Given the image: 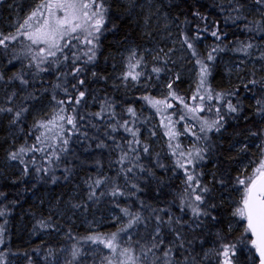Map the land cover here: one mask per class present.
Listing matches in <instances>:
<instances>
[{"label": "trees", "instance_id": "obj_1", "mask_svg": "<svg viewBox=\"0 0 264 264\" xmlns=\"http://www.w3.org/2000/svg\"><path fill=\"white\" fill-rule=\"evenodd\" d=\"M155 1L178 22L198 58L210 67L207 81L216 98L213 103L221 111L218 118L222 127L208 137L203 165L213 176L210 179L202 174L196 190L203 203L182 184L170 149L156 148L148 138L152 116L146 96L138 88L130 91L114 83L118 64L113 55L146 42L140 20L119 0H99L106 9L105 19L98 41L92 45L81 39L55 56L43 55L20 34L6 41V48L0 46V88L5 89L0 92V109L5 110L0 112V226L7 256L58 249L93 233L83 225L70 224L72 219L49 214L46 200L50 195L62 205L71 202L77 213L88 218L91 213L99 216L106 209H115L122 223L104 226L95 233L123 236L136 231L132 245L137 253L146 249L156 228L169 234L170 213H189L194 208L191 203H195L202 213L197 217L198 229L186 232L179 227V232L197 259L200 261L204 248L213 243L222 251L224 245H234V263L248 262L244 246L252 240L251 231L239 224L233 227L232 203L224 196L234 199L231 187L248 178L244 161L248 159L255 166L264 154V75L248 67L247 81L229 83L220 60L251 56L264 47V5L256 0ZM11 4L12 0H0V38L11 34L6 28L13 14ZM248 9L257 13H248ZM248 44L252 47L247 48ZM205 47L214 59H207ZM93 53L94 59L89 60ZM44 58L47 62L38 68ZM77 68L82 71L77 72ZM184 82L172 85L182 98L188 97ZM47 102L52 108L36 115L35 110ZM229 103L235 112L229 110ZM16 113H20L19 118ZM69 116L75 126L67 123ZM240 145L244 148L238 149ZM12 153H19V157L17 166L10 168L7 160ZM97 180L102 181L99 186ZM205 188L207 191H202ZM28 214L63 223L67 236L22 245L16 225L21 218L28 221ZM135 216L140 220L121 232Z\"/></svg>", "mask_w": 264, "mask_h": 264}, {"label": "rangeland", "instance_id": "obj_2", "mask_svg": "<svg viewBox=\"0 0 264 264\" xmlns=\"http://www.w3.org/2000/svg\"><path fill=\"white\" fill-rule=\"evenodd\" d=\"M119 1L126 5L129 9V14L133 18L140 20L143 33L146 36V42L140 46L125 47L113 55L118 64L114 83L123 88L127 87L130 91L138 88L141 94L149 98L146 103L150 108L152 127L150 130H146L148 138L152 140L154 147L159 149L167 147L170 149L182 179V184L192 191L190 192L191 196H195L199 193L196 190L200 186L202 174L208 175L210 179L213 176L211 170L209 172L203 168L208 152L207 140L211 132H218L217 129L222 127L221 120L218 118V114L221 111L218 105L213 103L216 98L210 92L211 89L207 81L210 67L207 66L208 73L203 77L205 79L204 86H200L202 79L201 63H198V61H202L198 58L196 48L194 46L192 48L188 47V44L185 43L187 39L178 22L172 16L166 14L155 0ZM42 4H52V0H12L9 8H12L13 14L9 22L6 23L7 32L11 33L10 35L19 36L21 33H36L38 35L37 29L46 31L45 21L47 20L51 23L62 13H59L53 4L51 9L53 14H50L47 7H39ZM34 11L37 14L29 19ZM247 12L257 13L251 9H248ZM25 20H28L27 25H24ZM21 25H24L22 29L20 28ZM90 30L93 31L94 36H97L98 33H95L94 29ZM80 35L83 39L87 33L82 32ZM21 36L25 38L27 45L38 48L39 52L40 49H44L43 55H48L49 51H54L56 54L60 51L57 49L49 50L48 46L43 43L33 44L27 38V35L21 34ZM88 39H93V37H88ZM83 40L86 41L85 39ZM60 43L62 44L63 41H60ZM204 51L208 59L210 54L208 47H205ZM133 52H135V58L130 60ZM193 52H195V55H193ZM137 61H139L137 67L129 68L130 63L135 65ZM220 62L228 82L241 84L248 79V67L264 75V47H261L259 52L251 56H243L237 59H225V57H222ZM202 63L205 65L204 62ZM154 68H160L161 71L156 73L153 71ZM130 71L133 74H140L137 80H132L130 76L128 79L124 78ZM178 81H185L188 97L182 98L174 92L173 86L171 89L168 87L169 84L173 85ZM4 91V88H0L1 93H4ZM209 92L212 96L211 99H209ZM172 93L175 94V98H173ZM193 96H196V99H192ZM201 96H203V99H200ZM150 100L164 101V103L157 104L154 107L149 102ZM185 104L188 107H185ZM168 105H171V107H168ZM51 108L52 106L47 102L37 108L35 113L39 116ZM189 108L196 109V111H189ZM216 121L219 123H216L209 131L208 125H213ZM202 127L204 131H201ZM243 148V145L238 146V149ZM201 156L203 159H200ZM247 160L242 164L244 168L248 167L247 169L249 170L248 178L244 179L245 185L248 183L249 178L256 179L259 176L256 170L260 167L261 161H264V154L260 156L255 166H251ZM177 161H179V164ZM7 164L10 168L17 166L16 161L10 158H8ZM201 170L203 173H201ZM188 175L193 176L192 181L187 179ZM245 185L240 184L239 186L231 187L234 199L229 198L227 195L224 196L226 201L232 203L233 227L237 224L243 228L247 227L245 219L234 215L238 207H243L242 198ZM188 198L187 200H189ZM46 201L48 202L47 210L49 214H56L58 219L63 217L72 219L70 224L77 227L83 225L88 231H93L89 236L109 237L95 232L104 226L110 224L120 225L122 223L120 213L113 208L106 209L99 216L91 213L90 218H88L77 213L71 202L62 205L60 200L54 199L50 195H47ZM191 205L194 208L196 207L195 203H191ZM68 209L71 211L67 214L66 210ZM169 216L171 218L169 234L163 233L159 228H156L151 234L146 249L143 251L137 253L132 245L136 231H131L123 236L119 234L117 242L121 247L130 246L134 249V254L140 257L137 264H166V261H170V264H222L225 257L219 253L223 251L215 244L211 243L210 246L204 248L199 261L194 250L188 248L184 243L179 227L186 228V232L198 229L197 217L199 215H196L191 210L189 213H178L173 216L170 213ZM28 217H30L28 221L25 222L21 218L16 225L17 237L23 239L22 245H28L35 239L40 241L51 237L62 238L68 234L63 223L52 222L47 218L39 219L34 214H28ZM157 232H159V235H157ZM4 234V229L0 226V264H107L105 255H110L109 249L102 244L98 242L94 244L86 238H78L73 244L60 246L58 249L49 247L44 251L34 250V253L30 256H23L22 253L9 254L7 256L4 251L7 248L4 245L6 242ZM253 240L252 236L250 244L244 246V255L248 256L246 258L248 262L245 264H259V256L253 246ZM153 245L156 246L153 247ZM74 247L78 248L81 253L75 259L72 256ZM150 248L152 250L148 251ZM166 251H169L167 257L164 256ZM232 256L233 254L230 251L231 264H236ZM240 263H243V259L240 260Z\"/></svg>", "mask_w": 264, "mask_h": 264}, {"label": "snow or ice", "instance_id": "obj_3", "mask_svg": "<svg viewBox=\"0 0 264 264\" xmlns=\"http://www.w3.org/2000/svg\"><path fill=\"white\" fill-rule=\"evenodd\" d=\"M257 4L264 5V0H256ZM53 4L55 5L56 10L59 13H62V15H59L55 18L53 22L45 21V26L47 28L46 31L37 29V33H21L23 35H27V38L32 41L33 44H39L43 43L48 46V49H57V50H63V48H68L69 46L75 47L73 44V41H80L82 39L80 33L86 32L87 35L83 37L87 41L89 45L93 44V41H98L99 36H94L93 31L90 29H94L95 33H100L101 28L103 26L104 22V9L103 3L99 2V0H52V4L48 5H40L39 7H47L49 9L50 14H53L51 9ZM101 9H104L101 11ZM87 10V11H86ZM37 13L34 11L29 19H31L33 16H35ZM95 18V19H94ZM28 24V20L24 21V25ZM24 25H21L20 28L22 29ZM87 26V27H86ZM20 31V29H18ZM213 36H215L217 39H220V37L217 35L216 32L211 33ZM88 37H93V39H88ZM16 39V36L8 35L3 36L0 38V46L7 47L6 41H12ZM60 41H63L61 44ZM185 43L188 44L189 48H192L193 45L189 43L187 40H185ZM247 48H251L252 45L248 44L246 46ZM44 49H40V52H43ZM213 51H217V49H213ZM50 56H55L56 53L54 51H49ZM193 55H195V52H193ZM135 58V52L132 53V57H130V60ZM65 59H67V56H65ZM94 59V53L92 56H89V60ZM209 60L214 59V57L211 55V53L208 56ZM47 58L41 59L39 64H37V67L39 68L40 64L46 63ZM198 63H201V76L202 79L200 81V86H204L205 79L203 78L207 73L208 69L207 66L204 65L202 62L198 61ZM139 65V61L136 62V64H129V68H135ZM41 71H44L46 69L41 68ZM77 72L82 71L81 68L76 69ZM154 72L159 73L161 71L160 68H154ZM140 74L136 73L133 74L131 71L128 72L125 75V79H128L130 76L132 80H137L138 76ZM3 77L0 76V80H2ZM22 83H26V81L21 80ZM80 83H83L81 80ZM253 83H255L253 81ZM168 87L171 89L172 85L169 84ZM173 98H175V94L172 93ZM80 98L82 99L84 97V92L81 91L79 93ZM211 93L209 92V99H211ZM217 98H219V94L217 95ZM145 100H149L148 97H144ZM182 99V98H181ZM192 99H196V96H193ZM200 99H203V96L200 97ZM150 103L155 107L157 104L164 103V101L159 100H150ZM62 103V102H61ZM76 103H79V100L76 101ZM168 107H171V105H168ZM185 107H188L187 104H185ZM229 110L235 112L236 108L232 106L231 103L228 105ZM159 110V109H158ZM5 111L4 109H0V112ZM7 111L11 112L12 109L9 108ZM129 112H132L133 110L131 108L128 109ZM189 111H196V109L189 108ZM20 113H16V117L19 118ZM61 119H64V117H61ZM67 123L73 124V118L71 116L67 117ZM219 123L218 121L214 122L213 125H208V130L210 131L212 127ZM41 127H47L45 124H41ZM131 131V129H128ZM219 130V129H217ZM201 131H204V128H201ZM133 136L136 135L135 132L132 133ZM167 134V133H166ZM255 134V133H254ZM175 135V133H173ZM39 140V137H37ZM64 143H67V140L64 141ZM179 147V145H177ZM25 149L21 148L20 153H23ZM144 151L147 152V148H144ZM183 155V153H181ZM19 157V153H12L10 155V159L17 160ZM200 159H203L201 156ZM191 163V161H189ZM21 163L23 161L21 160ZM179 164V161H177ZM131 168L128 169L129 172H131ZM259 173V176L256 179L249 178V182L245 185L244 180H239L238 182L241 185H245L243 192V198H242V204L243 207H238L236 209V212L234 215H238L241 218L245 219L247 221V229L250 230L252 233V236L256 237L255 240L252 241L253 246L256 248L258 256H259V264H264V161H261L260 167L256 170ZM187 179L189 181L193 180L192 175H188ZM102 181L97 180L96 184L99 186ZM135 187V185H133ZM191 187V185H189ZM195 191V189H193ZM202 191H207V189H203ZM94 194V193H93ZM116 191H113V195H116ZM195 199L199 201L200 203H203V198L201 195L197 194L195 196ZM125 215H128V210L123 209ZM192 211L196 215H200L201 210L196 207L193 208ZM140 220L139 216H135L133 219H130L128 221L126 228H121L120 231H127V228H131L134 223ZM119 233H112L109 237H102L99 235L96 236H89L86 239L91 241L92 243H99L102 244L105 248L109 249L110 255H105V260L107 261V264H137V261H139L140 257L136 256L134 254V249L130 246H124L121 247L118 240ZM157 235H159V232H157ZM130 239V237H129ZM156 245H153L155 247ZM234 248V245H224L223 246V252L219 253L225 259L223 260L222 264H231V260L229 257V253L231 249ZM150 248L148 251H151ZM170 251V249H169ZM169 251H166L164 253V256L167 257L169 255ZM80 250L78 248H73L72 250V256L73 258H77L80 255ZM234 255V252H232ZM147 255V253H145ZM166 264H170V261H166Z\"/></svg>", "mask_w": 264, "mask_h": 264}, {"label": "water", "instance_id": "obj_4", "mask_svg": "<svg viewBox=\"0 0 264 264\" xmlns=\"http://www.w3.org/2000/svg\"><path fill=\"white\" fill-rule=\"evenodd\" d=\"M253 239L255 240V239H256V237H254V236H253Z\"/></svg>", "mask_w": 264, "mask_h": 264}]
</instances>
